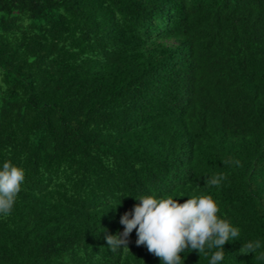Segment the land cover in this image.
Listing matches in <instances>:
<instances>
[{
    "label": "trees",
    "instance_id": "16d2710c",
    "mask_svg": "<svg viewBox=\"0 0 264 264\" xmlns=\"http://www.w3.org/2000/svg\"><path fill=\"white\" fill-rule=\"evenodd\" d=\"M5 161L0 264H163L106 236L142 197L200 195L239 230L218 264H264V0H0Z\"/></svg>",
    "mask_w": 264,
    "mask_h": 264
},
{
    "label": "clouds",
    "instance_id": "9594fccd",
    "mask_svg": "<svg viewBox=\"0 0 264 264\" xmlns=\"http://www.w3.org/2000/svg\"><path fill=\"white\" fill-rule=\"evenodd\" d=\"M219 179L210 178V183L217 185ZM23 181V169L5 161L0 169V214L7 216L11 213ZM139 201L132 212L121 217L123 232L106 236V242L113 251L122 245L127 248V238L135 229L137 245H146L163 264H181L180 253L188 248L201 253L206 244L208 248L219 249L211 256V264H218L224 258L223 245L230 238L235 240L239 237L237 228L218 218L219 208L210 195L192 196L184 203L170 196H146ZM259 247L257 241L243 244L242 248L246 254L254 253Z\"/></svg>",
    "mask_w": 264,
    "mask_h": 264
}]
</instances>
